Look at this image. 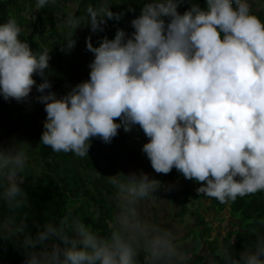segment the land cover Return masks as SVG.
Wrapping results in <instances>:
<instances>
[{"label":"clouds","instance_id":"9594fccd","mask_svg":"<svg viewBox=\"0 0 264 264\" xmlns=\"http://www.w3.org/2000/svg\"><path fill=\"white\" fill-rule=\"evenodd\" d=\"M56 3L37 0L36 8ZM184 3L190 0H144L132 33L117 29L98 47L87 37L94 55L89 79L59 97L45 76L50 52L37 53L20 39L16 19L0 23V96L21 102L36 87L47 114L40 143L54 152L85 158L93 138L110 144L119 129L138 125L155 173L176 169L200 185L198 194L221 204L264 192V22L248 0H205V7L191 3L181 14ZM123 16L88 7L87 26L96 33ZM80 22L66 19L74 33ZM75 46L72 37L61 51ZM30 148L16 141L0 146V207L9 213L0 216L6 237L0 240L15 242L24 264H189L182 227L157 222L151 211L165 201L161 182L182 185L180 179L164 182L143 171L107 176L115 211L103 233L72 208L40 224L23 213L29 197L18 180ZM209 264H264V232L255 231L239 250L221 242Z\"/></svg>","mask_w":264,"mask_h":264},{"label":"trees","instance_id":"16d2710c","mask_svg":"<svg viewBox=\"0 0 264 264\" xmlns=\"http://www.w3.org/2000/svg\"><path fill=\"white\" fill-rule=\"evenodd\" d=\"M66 1L57 0L55 6L50 5L38 9L37 18L34 21L24 14L25 4L30 3L31 12L36 8L37 0H0V23H6L10 18L16 19L24 29L20 39L28 42L30 48L37 53L44 52V49L50 52V67L46 70L45 76L52 84L50 91L55 92L58 97L65 95L72 87L81 83V77L85 73V79H89L90 68L86 70L85 66L87 62H92L94 55L86 50V44L81 47L83 43H86L87 35L91 37L93 46L98 47L99 41L105 36L108 39H113L117 29H124L129 34L134 31L127 25L124 16L119 21L112 20L106 29L103 26V31L96 33H93L89 26H87L86 32L76 30L74 33V30L67 24L58 31L55 27V15L66 10L64 5ZM75 2L77 9L74 15L81 18V26L87 24L88 7L102 8L104 2L107 5L110 3L109 8L112 12L123 13L120 12V8H123L122 5L116 3V0H75ZM134 2L141 4L144 0H134ZM122 3L124 4V2ZM191 3H197L202 8L206 6L205 0H190V3L180 6L179 12L182 14L191 6ZM248 3L251 5L253 13L264 22V0H248ZM45 24L50 25V31L45 33L46 37H43ZM26 26H30L31 30H27ZM94 35L97 39H94ZM72 37L76 41L75 48L70 53L61 51V46ZM35 76L40 82H43L39 75ZM16 104L17 101H5L0 96V128L2 130L30 131L39 116H47L44 105L38 102L39 108L36 109L25 105L17 107L18 109L22 108V116H18L14 122L9 115L5 114V109ZM39 110L42 112L41 114H39ZM14 116L16 117V113ZM116 122L119 123L118 120ZM43 131V124H36L30 134V143L25 138L19 140L28 145L32 144L36 165L33 169L30 166L29 170L26 169L18 177L21 187L29 197L28 207L23 209V213L28 215L30 221L35 220L44 224L57 221L67 209L72 208L74 214L86 224L103 233L105 219L115 211L114 192L106 177L118 173L127 175L133 172L138 164L137 159L146 156L142 152V147L148 142V139L138 125L128 133L121 128L110 144L102 142L99 138H93L88 157L80 158L73 153L54 152L50 147L41 144L40 139ZM28 155H30V149ZM149 167L151 168L149 174L151 178L161 179L164 182L180 179L186 198L187 196L192 197L193 201L210 200V209L214 210L216 214L228 210L233 218V222H230L233 230L227 231L220 241L225 245L234 246L239 250L246 240L254 236L255 231L264 232V192L238 198L235 202L228 204H221L214 198L198 194L196 189L200 185L194 181L185 180L176 169H173L170 174L164 175L155 173L151 165ZM184 211L186 212V209L183 207L182 212ZM21 214V212L16 213L17 219ZM193 214H197V211ZM7 215H9L7 209L0 207V216ZM195 228L198 231L199 244L190 250L196 254L195 250H198L202 244H206L210 257L213 256L218 247L219 236L212 237L213 228L200 215L197 217ZM32 231H35L34 227ZM0 238H6L4 233L0 232ZM24 260L23 250L19 249L15 242L0 240V264H24Z\"/></svg>","mask_w":264,"mask_h":264},{"label":"rangeland","instance_id":"374dc122","mask_svg":"<svg viewBox=\"0 0 264 264\" xmlns=\"http://www.w3.org/2000/svg\"><path fill=\"white\" fill-rule=\"evenodd\" d=\"M93 1H95V0H93ZM121 1L122 0H116V3H118L119 5H122L121 7H123V8L122 9L120 8V12L124 13V18L127 21V25L129 27H131L130 22L132 19L139 16L140 8L142 7V5L138 2H134V0H125V1L123 0L122 2H124V4ZM185 4H188V3H184L183 5H185ZM64 5L66 6V10L65 11L62 10L61 12H59L55 15V21H56L55 27L57 28L58 31L62 30L63 26L66 24L67 17L69 15H74L75 11L77 9V4H76L75 0H67ZM29 6H30L29 2L25 4L24 14L28 18L36 21L38 9L34 8L30 12ZM60 6H61V3H60ZM109 6H110V3H108V5H107L104 2L102 8H108ZM129 7L134 8L135 11L129 12L128 11ZM178 11H180V7H179ZM115 12H116V9H115ZM111 21L112 20H108L106 22V24L103 25V26H105L104 29H106V26L111 24ZM26 27H27V30H29V31L31 30L30 26H26ZM86 30H87V24H85L83 26L80 25V28L77 29L78 32H86ZM43 31H44L43 37H46L45 33L50 31V25L45 24ZM87 37H89V35H87ZM94 39H97L95 35H94ZM85 44L86 43H83L81 47H84ZM44 51H47V50L44 49ZM90 63H91L90 61L86 63V66H85L86 70L89 69ZM85 75H86V73H85ZM85 75H82V77H81L82 82L86 81ZM33 78L36 80L37 85L42 83V82H40V80H38V78H36V76H34ZM39 94H41V93L37 92L36 87H33L32 91H31V93L27 99H25L24 101H21V102H17V104L14 106L7 107L5 109V114L9 115L10 119L15 122L16 118L18 119V116H22V114H21L22 108L18 109L17 107H23L25 105V106L34 107V109H36L37 107L39 108V104H38L39 101L37 99ZM39 112H40V110H39ZM15 113H16V117L14 116ZM41 113L42 112H40L39 114H41ZM45 120H46V115L39 116V118L36 121V124L37 125L38 124H44ZM36 124L33 123L32 129L30 131L26 130V131L22 132V131H20L21 129H19V130L16 129L17 133L12 129H10L9 131H5V130H2V128H0V146L7 147L10 144V142H12V141L20 142L24 138L30 143L31 142L30 134H32V131L34 130ZM16 135H17V138H16ZM29 146L31 148H30V155H29L28 164L26 167L27 170H29L30 166H31V169L35 168V166H36L35 165V155L33 154L34 153V147H32V144ZM138 159L136 161L138 163L136 166H138V167L134 168L133 172L139 173L140 171H143L149 175L151 172V168L149 167L150 161L148 160V158L146 156H143V157H140ZM142 159H144V160L142 161ZM140 165H141V167H143L142 170H140V168H139ZM161 184H162V186H161L162 189L164 186L167 189H169V191L168 190H162L158 193L159 197L161 199H164L165 201L163 204H160L158 201L157 206H155V208H156L155 213L157 212L155 217L157 218V222H159V220L162 219L166 224H168L169 222L176 223L179 225L182 224L183 228H185L187 230L188 236H189L187 239L184 240V245L188 249V252H189V257H188L189 264H209L210 253L207 251L208 247L206 246V244H202L203 246H201L198 250L197 249L195 250V251H197V253L194 254L193 256H191L190 247L196 248V245L199 244V238H197L198 231L195 228L196 222H197V217L199 215L204 217L205 222L213 228V232H211V235H212V237L219 236V238L217 239L218 245L221 243L220 241L223 239V237L227 234L226 232L233 230V227L230 223V222H233V218L229 214L228 210L226 212H221L219 214H216L212 209H210V206H211L210 200L202 199L200 201H193L192 197H188L186 195L188 198V200H187V198L185 197L184 191H183V187L179 182H173V183H169L167 185H164L161 182ZM183 207H184V209H186V212L185 211L182 212ZM152 208H154V207H152ZM195 211H197V214H193V212H195ZM169 212H170V217H169V219H167L169 216ZM185 234H186V232H184V235ZM202 247H203V249H202ZM202 254H206L209 257L202 255ZM199 257H202V258H199Z\"/></svg>","mask_w":264,"mask_h":264},{"label":"crops","instance_id":"0c3cea01","mask_svg":"<svg viewBox=\"0 0 264 264\" xmlns=\"http://www.w3.org/2000/svg\"><path fill=\"white\" fill-rule=\"evenodd\" d=\"M144 159H142V161H143ZM151 165V164H150ZM138 167V166H137ZM139 168H140V170H142L143 169V167H141V165L139 166ZM169 183H173V182H168L167 184H169ZM164 189H167L166 187H164ZM163 190V189H162ZM168 191H169V189H168ZM169 210V209H168ZM151 211H152V213L156 216V213H155V211H156V208L154 207V208H152L151 209ZM169 217H170V212H169V216H168V218L167 219H169ZM172 222H169L168 224H171ZM182 228H183V226H182V224L180 225ZM183 231L184 232H186V234L184 235V237H185V239H187L188 238V232H187V230L185 229V228H183ZM208 251V250H207ZM209 252V251H208ZM210 253V252H209ZM202 255H205V256H207L206 254H202ZM207 257H209V256H207Z\"/></svg>","mask_w":264,"mask_h":264}]
</instances>
